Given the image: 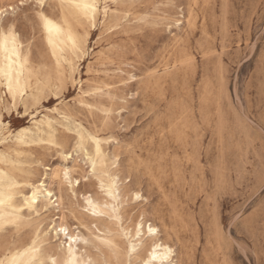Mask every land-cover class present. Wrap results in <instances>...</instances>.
Masks as SVG:
<instances>
[{
  "label": "rangeland",
  "instance_id": "374dc122",
  "mask_svg": "<svg viewBox=\"0 0 264 264\" xmlns=\"http://www.w3.org/2000/svg\"><path fill=\"white\" fill-rule=\"evenodd\" d=\"M98 2L110 6L104 23L102 16L96 26L68 17L80 37L88 35L85 57L75 60L74 81L53 76L37 104L10 109L12 122L3 124L13 135L30 129L33 138L21 146L9 139L0 143L15 162L11 173L19 182H36L52 165L70 167L80 183L72 190L51 184L62 196L66 222L85 234L95 223L115 230L106 217L96 222L83 207L85 195L101 198L79 149L82 143L91 153L96 137L128 195L124 224L142 216L155 225L178 264H261L264 0ZM60 3L45 0L46 14L59 20ZM29 5L35 1L24 0L1 20L5 26L15 22L33 62L46 71L52 61ZM70 90L75 96L63 100ZM57 95L61 100L53 103ZM44 116L52 133L37 136L32 121ZM133 191L141 201L130 198ZM36 211H22L18 227L0 232V255L27 244L39 227L47 231L59 215L51 207ZM57 243L49 240L41 249L52 254ZM103 251L90 250L97 264L113 258Z\"/></svg>",
  "mask_w": 264,
  "mask_h": 264
},
{
  "label": "bare ground",
  "instance_id": "6f19581e",
  "mask_svg": "<svg viewBox=\"0 0 264 264\" xmlns=\"http://www.w3.org/2000/svg\"><path fill=\"white\" fill-rule=\"evenodd\" d=\"M82 2L88 4H99L98 0H82ZM18 4H21L20 0H0V10L7 13L9 11H13ZM108 14L109 11L105 14L103 8H101L99 9L98 17L102 16V22L104 23V20L108 18ZM90 16L91 13H88V15L85 16L81 10L65 7L61 12L59 20L50 17L63 29L60 34L53 35L52 46H49L46 34L40 24V29L43 34V42L48 50L52 65L49 70H39L33 62L28 48L23 47L21 51L28 62L23 77L21 78L19 85L14 83L12 92L8 91L6 80L0 83V110L2 108L16 110L19 105H21L25 110H28L29 107L37 104L44 92L49 89L53 76H55L54 79L57 81H60L61 78L67 76L73 80V77L75 73H77L78 69L77 64H75V60H79L85 55L86 52L84 50H87L88 35L80 37L77 33L76 25L71 24L68 17H72L77 20V22H85L90 26H93ZM1 18L2 17H0V20ZM69 33L71 34V38H69ZM18 39L21 41L20 36ZM6 64V53L0 51V66ZM3 95L7 96L8 99V101L4 104L1 103ZM32 123L38 132L37 136L52 133L49 118L44 116L40 121L33 120ZM7 139L12 141L16 146L27 145L28 141L32 142L33 140L30 129L23 128L13 135L8 130L6 125L0 124V143ZM95 139L98 138L91 137V153L83 147L82 143H79V149L84 151L85 158L89 165V173L96 179L101 198L98 199L92 195H85L83 197V207L84 209L87 208V201L91 199L94 204L98 205L97 211L102 212L103 215H92L91 210L85 212L88 213V215L96 222L101 221L104 217H106L116 226V229L114 230L108 227L98 226L97 223H95L93 230L88 234H85L76 228H72L66 222L64 217L62 196L59 194V190L55 191L51 186L53 182H56L59 186L64 184L62 182L63 170H60V179L53 178L56 173V168H48L47 170L51 173V175L45 174V177L36 182H31L29 179L19 182L9 169V167H12L15 164L14 160L9 154L0 150V194H2L3 199V203L0 204V217L4 220H12L15 222L20 218L22 211H26L29 214H37V206L45 209L51 207L59 213L56 218V222L53 221L47 231H44L39 227L34 237L27 244L23 245L21 248L11 250L10 252H16L17 250L23 252L24 249L27 248L33 240H35V247L38 251L30 255H34L38 261H45L46 264H51L53 259L57 261V264H66L67 261H73L74 264H89V262H91V264H97V259L90 252L92 248L96 250L100 249L99 252L102 255V252H104L103 250L109 251L113 256L112 260L105 259L102 262L103 264H105V262H107V264H128L129 256L127 250L132 244H135L137 252L132 255V264H143L144 260L151 259L150 253L152 252V248L155 245L160 244L162 246H168L173 250V255L170 257V260L172 264H178L177 255L175 254L173 246L160 240L158 237L159 229L155 225L148 223L144 218V228L142 230L143 236L139 240L128 239L129 234L133 237L135 236V224L140 222V218L137 219L131 226L124 224L122 210L124 204L127 202L128 195H126L123 189L119 186L120 178L116 170H112L110 166L107 165V157L104 154L101 145H99L100 152L97 153L96 144L94 142ZM113 158L116 160V157ZM93 164L95 165L94 168ZM69 174L71 176V171ZM75 185L76 179H73L70 190H72ZM110 187L114 192H118V195L115 198L106 194ZM33 191L36 192V197L34 198L36 203L31 206L32 210L30 211L29 208L25 206L24 202L26 197L33 199L31 196ZM49 192L52 193L51 196L48 195ZM9 193L11 194V199H9ZM137 193L139 192H131L130 198L135 199V195ZM105 203L108 205L107 208L103 207ZM113 205L117 206V210L115 212L112 210ZM149 224L152 228L157 229L153 235H149L148 233ZM61 226L67 228L69 235L76 236V239L70 242H63V240H65L64 234L57 233V229ZM50 233H52V235H50ZM48 235H50L49 238ZM52 239L58 242L55 245V252L52 254H46L45 250L41 249V246ZM118 239L122 240L124 246H120ZM85 241H87V243H85ZM104 241H108L113 246L111 250L106 247ZM10 252L0 255V259H3ZM162 252L163 247L157 250V259L153 261L152 264H161L159 257ZM27 260L28 257L20 256L19 264H26Z\"/></svg>",
  "mask_w": 264,
  "mask_h": 264
},
{
  "label": "snow or ice",
  "instance_id": "6c2138e0",
  "mask_svg": "<svg viewBox=\"0 0 264 264\" xmlns=\"http://www.w3.org/2000/svg\"><path fill=\"white\" fill-rule=\"evenodd\" d=\"M21 7L24 6V0H20ZM29 8H34L36 13L39 16V21L41 24V27L46 34V37L48 39L49 46H52L53 44V35L60 34L63 29L60 25L56 24L47 14H46V5L45 0H35V5H29ZM65 7L75 9V10H81L85 16L88 15V13H91L90 20L93 26H96L99 22L97 17L99 15V9L101 8V5L97 3H83L82 0H61V3L59 4V8L63 9ZM108 4L103 5V11L105 14H107L109 9ZM5 13L3 10H0V17H4ZM19 33L16 30V24L14 21L7 22L6 26L3 20H0V51H3L6 53V59L7 64L0 66V83L3 81H7L8 91H13V85L14 83L16 85L20 84L21 78L23 77L27 60L25 59L23 52L21 51L24 47L23 43L18 39ZM69 38H71V34L69 33ZM87 51L86 49L84 50ZM83 54V53H81ZM81 75L83 76V69L81 71ZM91 79V77H89ZM84 80L81 79L80 85L81 89H83ZM74 88V85H73ZM85 94H91L90 92H85ZM69 96H75V90H70L69 93L64 96L62 99L67 101ZM61 100V97L57 95L56 101H53V103H58ZM47 107L50 109L52 108V104H49ZM16 115H20V113H17ZM12 122V113L10 109L0 110V124L8 123L11 124ZM96 144V151L97 153L100 152V141L99 139L94 140ZM51 167L56 168V173L53 178L60 179V170H63V177L62 182L66 184L69 188H71L73 183V177L70 176V167L65 165H52ZM95 165L93 164V168ZM47 175H51V173H48ZM88 177H85L87 179ZM76 183H80L79 179H76ZM106 194L112 198H115L118 195V192H114L112 188L110 187ZM9 199H11V194L9 193ZM49 196L52 195L51 192L48 193ZM31 196L33 199H29L26 197L25 199V206L29 208V210H32V205L36 203V200L34 199L36 197V192L33 191L31 193ZM135 200L141 201L142 196L141 194L137 193L135 195ZM3 203L2 194H0V204ZM88 207L85 208V211L91 210L92 215H103L102 212L97 211V204H94L91 199L87 201ZM39 206H37L38 208ZM103 207L107 208L108 205L105 203ZM113 212L117 210V206H112ZM13 227H18V225L12 221V220H4L2 217H0V232H4L5 235H7L8 232L12 230ZM143 228H144V220L143 217H140V222L135 224L134 232L135 236L133 237L131 234H129L128 239H136L139 240L143 236ZM157 229H154L151 227V225H148V233L149 235H153ZM57 233H63L65 236L64 242H70L76 239V236H70L68 233L67 228L61 226L57 229ZM35 240L31 242V244L24 249L23 252L16 251V252H10L8 255H6L3 259H0V264H19V257L25 256L28 257V260L26 261V264H43V261H38L34 255L35 252L38 251V249L35 247ZM87 243V241H85ZM104 244L106 245L109 250L112 249V245L108 241H104ZM163 247V252L160 255V261L161 264H172L170 257L173 255V250L168 246H162L160 244L155 245L152 248V252L150 253V260H144L143 264H152L153 261L157 259V250L159 248ZM97 251H100V249H97ZM128 264H132V255L133 253L137 252V248L135 244H132L128 248ZM51 264H57V261L53 259L51 261ZM66 264H74L73 261H67ZM91 264V262H89ZM107 264V262H105ZM261 264H264V260H261Z\"/></svg>",
  "mask_w": 264,
  "mask_h": 264
}]
</instances>
